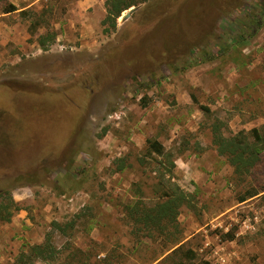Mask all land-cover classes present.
Listing matches in <instances>:
<instances>
[{
  "label": "rangeland",
  "instance_id": "374dc122",
  "mask_svg": "<svg viewBox=\"0 0 264 264\" xmlns=\"http://www.w3.org/2000/svg\"><path fill=\"white\" fill-rule=\"evenodd\" d=\"M105 2L0 0V125L30 123L0 151V264L47 236L33 264H264V150L237 175L211 131L264 139V0H147L109 34ZM173 185L176 228L140 221Z\"/></svg>",
  "mask_w": 264,
  "mask_h": 264
},
{
  "label": "trees",
  "instance_id": "16d2710c",
  "mask_svg": "<svg viewBox=\"0 0 264 264\" xmlns=\"http://www.w3.org/2000/svg\"><path fill=\"white\" fill-rule=\"evenodd\" d=\"M146 1L147 0H106V15L101 22L102 25H107V27L102 29L104 34H109L116 29V20L121 16L122 12ZM15 10L14 7H10L5 12L9 13ZM38 43L42 47L45 45L44 41H39ZM204 60L209 61L210 58L207 57ZM145 106L146 105H143L142 107ZM204 111H206V109ZM211 131L217 153L226 158L228 164L233 167V172L237 175L248 172L255 162L256 157L264 150V139H262V137L260 138L255 130L250 133L252 138L251 143H247L246 139L240 135L223 137L220 133L219 123H214ZM147 144L150 151L157 155L163 154V148L156 141H148ZM117 161L119 164L116 170L122 171L124 169V163L120 160ZM171 166L173 167L172 164ZM256 195L257 193L255 191L248 192L246 196L240 198L239 202H243L246 198H252ZM186 198L187 195L178 186H174L173 189L164 188L162 194L159 196L161 201L157 203L152 210L146 211L139 219L154 227H160L158 230L161 229L162 223L175 227L177 225L176 220L179 214V208L183 205ZM9 200L8 206H12L14 207V211H18L19 209L15 206L12 199ZM8 206H4L0 203V213L8 209ZM136 207L137 206L134 205L132 208ZM129 211L131 214L133 213L131 210ZM10 215L2 220L8 223L10 221ZM139 219L135 220L139 221ZM52 226L55 227L56 230L64 232V228H66L67 225L65 227H60V225L53 223ZM69 226H71V224H69ZM230 238L232 239V237ZM58 253L59 251L52 245L50 237L47 236L43 242L29 246L27 251L21 252L17 256L15 264H33L36 261L52 262Z\"/></svg>",
  "mask_w": 264,
  "mask_h": 264
},
{
  "label": "crops",
  "instance_id": "0c3cea01",
  "mask_svg": "<svg viewBox=\"0 0 264 264\" xmlns=\"http://www.w3.org/2000/svg\"><path fill=\"white\" fill-rule=\"evenodd\" d=\"M26 102V101H25ZM27 104V103H26ZM13 108L17 109L18 107L14 104L13 105ZM22 108V106H21ZM21 108H18V109H21ZM16 113V115H12V116H9L6 118V121L5 123H3V125H0V127L4 130V135L2 138H0V151H5V150H9L13 145L14 143L10 142V139L11 140H18L19 138L18 137H25V134H27L25 131L26 129L30 128V123L26 121L27 117H23L20 113H19V110H15L14 111ZM1 122V120H0ZM28 126V127H26ZM31 135V134H29ZM58 137L56 138V141H55V144L56 146H58ZM53 142V141H51ZM51 144V143H50ZM53 146V145H52ZM51 147V146H49ZM48 154L45 156V160L49 157V156H56L59 154V149L58 147L55 148V146H53L48 152ZM35 160H38V161H35ZM44 159H41V157H37L35 156L28 164H26V167H12L11 170L13 171H21V170H27L28 172H31L32 171L34 172L36 169H37V166L39 164H41L43 162ZM47 161V160H46ZM2 168V167H1ZM9 168L7 169H0V172H3L4 170H8ZM34 176L33 178H35V175H32ZM35 184L36 182H29V184L26 185V188L27 190L29 191L30 190V187L31 185Z\"/></svg>",
  "mask_w": 264,
  "mask_h": 264
},
{
  "label": "water",
  "instance_id": "95a60500",
  "mask_svg": "<svg viewBox=\"0 0 264 264\" xmlns=\"http://www.w3.org/2000/svg\"><path fill=\"white\" fill-rule=\"evenodd\" d=\"M135 10V7H131V8H129L128 9V12L127 13H125V15L123 16V18L122 19H127V18H129L130 17V15H131V13L133 12ZM127 11V10H126Z\"/></svg>",
  "mask_w": 264,
  "mask_h": 264
},
{
  "label": "bare ground",
  "instance_id": "6f19581e",
  "mask_svg": "<svg viewBox=\"0 0 264 264\" xmlns=\"http://www.w3.org/2000/svg\"><path fill=\"white\" fill-rule=\"evenodd\" d=\"M125 13H127V12H125V11H124V12H122V15H125Z\"/></svg>",
  "mask_w": 264,
  "mask_h": 264
}]
</instances>
